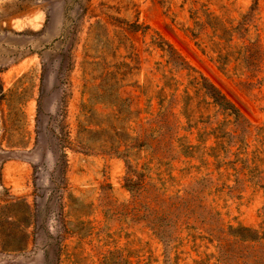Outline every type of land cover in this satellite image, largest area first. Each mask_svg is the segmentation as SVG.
<instances>
[{
    "label": "rangeland",
    "instance_id": "obj_1",
    "mask_svg": "<svg viewBox=\"0 0 264 264\" xmlns=\"http://www.w3.org/2000/svg\"><path fill=\"white\" fill-rule=\"evenodd\" d=\"M0 264H264V0H0Z\"/></svg>",
    "mask_w": 264,
    "mask_h": 264
},
{
    "label": "trees",
    "instance_id": "obj_2",
    "mask_svg": "<svg viewBox=\"0 0 264 264\" xmlns=\"http://www.w3.org/2000/svg\"><path fill=\"white\" fill-rule=\"evenodd\" d=\"M26 208H25V211H26V215H28L29 213V208H28V205H26ZM25 224V223H24ZM24 236V235H23ZM26 236V235H25ZM27 246V240L26 238L23 239V241L20 243V244H17V245H11L10 247H5V246H1V249H7L8 251H12V252H15V251H21L23 250L24 248H26Z\"/></svg>",
    "mask_w": 264,
    "mask_h": 264
}]
</instances>
